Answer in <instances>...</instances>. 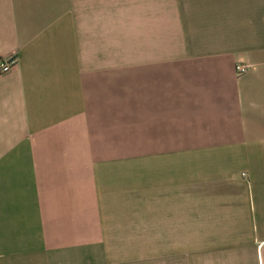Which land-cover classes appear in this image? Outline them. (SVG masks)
I'll return each instance as SVG.
<instances>
[{
    "label": "crops",
    "instance_id": "crops-1",
    "mask_svg": "<svg viewBox=\"0 0 264 264\" xmlns=\"http://www.w3.org/2000/svg\"><path fill=\"white\" fill-rule=\"evenodd\" d=\"M14 55L0 264H264V0H0Z\"/></svg>",
    "mask_w": 264,
    "mask_h": 264
},
{
    "label": "rangeland",
    "instance_id": "rangeland-1",
    "mask_svg": "<svg viewBox=\"0 0 264 264\" xmlns=\"http://www.w3.org/2000/svg\"><path fill=\"white\" fill-rule=\"evenodd\" d=\"M157 248L159 250L160 255H157ZM132 257L135 260V264H139L136 262L137 257L142 258L147 254V260L145 264H204V254H210V248H204L202 245H197L194 247L190 246H163V247H132ZM143 263V260L141 262Z\"/></svg>",
    "mask_w": 264,
    "mask_h": 264
},
{
    "label": "built area",
    "instance_id": "built-area-1",
    "mask_svg": "<svg viewBox=\"0 0 264 264\" xmlns=\"http://www.w3.org/2000/svg\"><path fill=\"white\" fill-rule=\"evenodd\" d=\"M17 64V57L14 55L8 59H0V73L10 72ZM249 69L248 65L238 64L237 65V75L241 76L246 73Z\"/></svg>",
    "mask_w": 264,
    "mask_h": 264
}]
</instances>
